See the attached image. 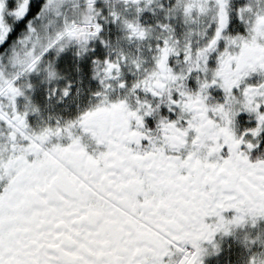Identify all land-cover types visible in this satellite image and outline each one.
Listing matches in <instances>:
<instances>
[{"label": "snow or ice", "instance_id": "6c2138e0", "mask_svg": "<svg viewBox=\"0 0 264 264\" xmlns=\"http://www.w3.org/2000/svg\"><path fill=\"white\" fill-rule=\"evenodd\" d=\"M0 264H264V0H0Z\"/></svg>", "mask_w": 264, "mask_h": 264}]
</instances>
